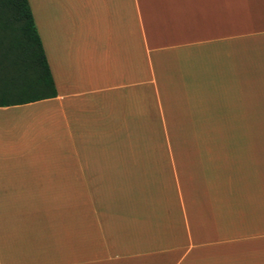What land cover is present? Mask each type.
I'll return each mask as SVG.
<instances>
[{
  "label": "crops",
  "instance_id": "crops-1",
  "mask_svg": "<svg viewBox=\"0 0 264 264\" xmlns=\"http://www.w3.org/2000/svg\"><path fill=\"white\" fill-rule=\"evenodd\" d=\"M57 96L0 108V264H264V0H29Z\"/></svg>",
  "mask_w": 264,
  "mask_h": 264
},
{
  "label": "trees",
  "instance_id": "trees-1",
  "mask_svg": "<svg viewBox=\"0 0 264 264\" xmlns=\"http://www.w3.org/2000/svg\"><path fill=\"white\" fill-rule=\"evenodd\" d=\"M56 96L29 0H0V108Z\"/></svg>",
  "mask_w": 264,
  "mask_h": 264
}]
</instances>
